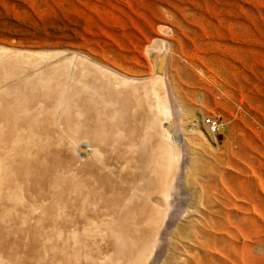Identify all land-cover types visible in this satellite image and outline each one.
Here are the masks:
<instances>
[{
	"label": "rangeland",
	"instance_id": "obj_1",
	"mask_svg": "<svg viewBox=\"0 0 264 264\" xmlns=\"http://www.w3.org/2000/svg\"><path fill=\"white\" fill-rule=\"evenodd\" d=\"M0 46L81 54L132 78L162 76L181 170L145 264H264V0H0ZM158 49L169 58L164 68L150 55ZM91 82L104 105L115 98L123 106L115 89ZM32 90L21 100L26 109L47 107ZM129 98L127 139L135 108L149 111L140 96ZM210 116L222 122L217 134L204 123ZM22 232L15 236L28 239Z\"/></svg>",
	"mask_w": 264,
	"mask_h": 264
},
{
	"label": "bare ground",
	"instance_id": "obj_2",
	"mask_svg": "<svg viewBox=\"0 0 264 264\" xmlns=\"http://www.w3.org/2000/svg\"><path fill=\"white\" fill-rule=\"evenodd\" d=\"M158 50L149 53L164 68L169 58ZM48 53L0 46V263L145 264L166 224L181 168L180 150L166 131L165 81L157 72L132 78L81 54ZM89 78L93 87L115 89L123 106L112 99L104 105ZM36 89L49 105L40 106L38 97L33 101L41 108L30 112L21 100ZM125 94L130 101L140 96L149 108L146 116L135 108L138 130L128 139ZM52 101L55 111L48 115ZM81 148L86 157H78ZM60 166L67 170L55 173ZM16 232L29 237L21 240Z\"/></svg>",
	"mask_w": 264,
	"mask_h": 264
},
{
	"label": "built area",
	"instance_id": "obj_3",
	"mask_svg": "<svg viewBox=\"0 0 264 264\" xmlns=\"http://www.w3.org/2000/svg\"><path fill=\"white\" fill-rule=\"evenodd\" d=\"M204 123L207 126L210 134H217L220 131V128L222 126V122L219 118L216 117H207L204 119ZM80 157H83L81 155V152H77Z\"/></svg>",
	"mask_w": 264,
	"mask_h": 264
},
{
	"label": "crops",
	"instance_id": "obj_4",
	"mask_svg": "<svg viewBox=\"0 0 264 264\" xmlns=\"http://www.w3.org/2000/svg\"><path fill=\"white\" fill-rule=\"evenodd\" d=\"M243 244H244V243H243ZM243 244H240V245H239V244H236V243H235L234 245H235L236 249L239 247L240 250L243 251V250H244V247H245V245H243ZM236 253H238V251H237Z\"/></svg>",
	"mask_w": 264,
	"mask_h": 264
}]
</instances>
